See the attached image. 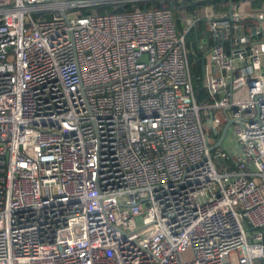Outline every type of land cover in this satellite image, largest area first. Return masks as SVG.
I'll return each instance as SVG.
<instances>
[{"label":"built area","instance_id":"built-area-1","mask_svg":"<svg viewBox=\"0 0 264 264\" xmlns=\"http://www.w3.org/2000/svg\"><path fill=\"white\" fill-rule=\"evenodd\" d=\"M181 1L0 0V264H264V1Z\"/></svg>","mask_w":264,"mask_h":264},{"label":"trees","instance_id":"trees-1","mask_svg":"<svg viewBox=\"0 0 264 264\" xmlns=\"http://www.w3.org/2000/svg\"><path fill=\"white\" fill-rule=\"evenodd\" d=\"M264 0H252V5L254 7H258L262 4ZM153 3L149 2L148 5L151 6ZM179 4V1L175 2V5L177 6ZM155 6H170L169 2H154ZM144 7V3H137L136 5H126V6H98V7H93V8H84L82 9V13H104V12H110V11H120V10H125V9H130L132 7ZM175 6L174 8V13L177 15V7ZM192 7H188V9H191ZM38 16V14L34 15ZM197 27H193L188 33H187V39H188V45L190 48L195 50L197 48V43L199 41V38H201V33L206 25L203 20L198 22ZM178 26H181L180 21H178ZM196 51V50H195ZM191 62H192V68L195 73V87L199 91L203 89V85L201 83V70H202V53H194L192 52L190 54Z\"/></svg>","mask_w":264,"mask_h":264},{"label":"water","instance_id":"water-1","mask_svg":"<svg viewBox=\"0 0 264 264\" xmlns=\"http://www.w3.org/2000/svg\"><path fill=\"white\" fill-rule=\"evenodd\" d=\"M206 2V0H193V1H191V2H185L184 0L183 1H181V5H180V7H186V6H195V5H197V4H199V3H205ZM170 7L171 8H175V2L174 1H172L171 3H170ZM65 15H66V12L63 10L62 11ZM230 123H231V120H228L227 122H226V124L224 125V128H223V130H222V133H221V138H220V140L218 141V144L220 145V144H222V140L224 139V137H225V135H226V132H227V130H228V127H229V125H230ZM214 146H212L211 148H213Z\"/></svg>","mask_w":264,"mask_h":264},{"label":"crops","instance_id":"crops-1","mask_svg":"<svg viewBox=\"0 0 264 264\" xmlns=\"http://www.w3.org/2000/svg\"><path fill=\"white\" fill-rule=\"evenodd\" d=\"M205 62H206L207 64H210V62H209L208 59L204 61L203 54H202V70H201V75H200V77H199V78H201V83H202V85H203V82H204V79H205V73L203 72V64H204Z\"/></svg>","mask_w":264,"mask_h":264},{"label":"rangeland","instance_id":"rangeland-1","mask_svg":"<svg viewBox=\"0 0 264 264\" xmlns=\"http://www.w3.org/2000/svg\"><path fill=\"white\" fill-rule=\"evenodd\" d=\"M198 8H202V7H198ZM204 35H205V32L202 31L201 36H204ZM241 93H242V92H238V93H236V96L240 95ZM225 145H226V146H229L228 138H227L226 141H225Z\"/></svg>","mask_w":264,"mask_h":264}]
</instances>
